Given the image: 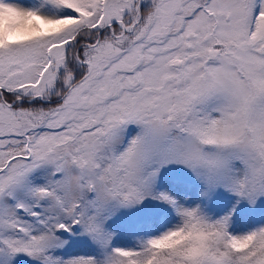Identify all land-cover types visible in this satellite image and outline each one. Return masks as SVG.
Here are the masks:
<instances>
[{"label": "rangeland", "instance_id": "rangeland-1", "mask_svg": "<svg viewBox=\"0 0 264 264\" xmlns=\"http://www.w3.org/2000/svg\"><path fill=\"white\" fill-rule=\"evenodd\" d=\"M201 2L109 0L104 21H125L92 44L89 76L74 87L68 39L0 52V88L19 98L58 97L70 86L68 100L53 109L0 101V264H46L38 256L47 250L81 252L105 242L106 222L139 219L149 207L153 215L172 209L173 191L153 196L164 177L201 189L204 208L184 206L182 214L196 228L211 226L217 220L210 206L234 189L236 161L247 171L243 211H264V15L252 24L256 0ZM129 132L136 136L130 154L117 153ZM35 178L52 191L35 192ZM33 201L42 222L20 213ZM18 214L31 218L33 230L43 228L38 241L16 230ZM63 223L75 224L77 233L67 235ZM218 224L226 229L224 220ZM178 228L152 229L149 242L166 244ZM229 232L244 245L237 228ZM103 263L110 264L106 257Z\"/></svg>", "mask_w": 264, "mask_h": 264}, {"label": "trees", "instance_id": "trees-1", "mask_svg": "<svg viewBox=\"0 0 264 264\" xmlns=\"http://www.w3.org/2000/svg\"><path fill=\"white\" fill-rule=\"evenodd\" d=\"M97 1L99 5L97 9H94L95 0H0V52L22 42L46 38V44L53 45L68 39L70 43L72 42V50H69L71 52L66 59V70L72 77L70 85L72 87L78 85L86 76H89L87 66L90 63L92 65V60L94 62L92 44L96 41L102 43L108 40L110 32H116L118 22L125 21L122 18L117 19V16L113 17L114 21H104L108 14L109 0ZM199 1H202L200 5H203L208 0ZM261 1L256 0L255 2L253 25L260 13L264 15V12H260ZM77 23H79L78 26ZM100 24L102 26L97 29L96 27ZM61 34L65 35V38L59 41L54 40L57 35ZM131 35L129 33L126 36L131 37ZM84 52L87 53L86 57L83 56L86 54ZM77 59L86 63L81 64ZM97 60L99 59L95 58V61ZM68 88L61 91L58 97H42L44 100L36 98V95L19 98L14 95V92L0 88V101L14 102L13 108L15 109H53L68 100L70 95H64ZM135 140V135L127 133L122 145L117 148V153L130 154ZM67 143L68 152L73 153L71 151L72 141ZM230 172L234 189L230 194L218 197L210 206L208 214L214 217L213 220H217L211 226L203 225L196 228L182 214L181 207L184 206L191 208L196 205L195 209L198 210L204 208L206 203L201 196V189L197 188L193 191L188 183L178 180L171 183L167 177H164L158 185L154 186L153 196L155 198V191L160 193L164 188L173 191L175 195L172 198V209L167 206L168 208L164 211L153 215L149 207L153 205L150 202L153 199H150L146 202L149 212L145 211V215L141 218L133 221L121 218L106 222L103 225L105 242L102 239L92 246H84L86 251L81 252L80 248L47 250L38 257L46 264H104V257L110 264H213L215 262L264 264V211L256 214L243 211L246 204L247 171L239 161H236L232 164ZM31 185L35 192H50L53 187L51 183L42 178L33 179ZM85 195L90 196L88 192ZM160 200L165 201L163 198ZM33 204L35 201L28 203L30 210H20V213L27 216L34 215V219L42 222L43 219ZM19 214L13 219L19 221L21 219ZM221 219L224 220L226 229L218 224V220ZM19 222L23 223H20L16 230L24 232L26 238L38 241L42 236L43 228L38 230L31 228V218L23 217ZM170 224L179 225L178 232L173 239L160 246L149 242L150 230H160ZM63 225L68 229L67 235L77 233L78 228L75 224L69 227L65 223ZM236 228L242 237H246L242 246L234 243L229 236V231ZM51 229L57 234L55 227ZM197 235L203 236L202 240H195Z\"/></svg>", "mask_w": 264, "mask_h": 264}, {"label": "water", "instance_id": "water-1", "mask_svg": "<svg viewBox=\"0 0 264 264\" xmlns=\"http://www.w3.org/2000/svg\"><path fill=\"white\" fill-rule=\"evenodd\" d=\"M216 51H218V50H216ZM79 62H80V63H83V62H81L80 60H79Z\"/></svg>", "mask_w": 264, "mask_h": 264}]
</instances>
